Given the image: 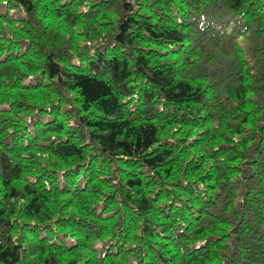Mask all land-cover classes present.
I'll list each match as a JSON object with an SVG mask.
<instances>
[{"label":"trees","instance_id":"16d2710c","mask_svg":"<svg viewBox=\"0 0 264 264\" xmlns=\"http://www.w3.org/2000/svg\"><path fill=\"white\" fill-rule=\"evenodd\" d=\"M0 264H264V0H0Z\"/></svg>","mask_w":264,"mask_h":264}]
</instances>
